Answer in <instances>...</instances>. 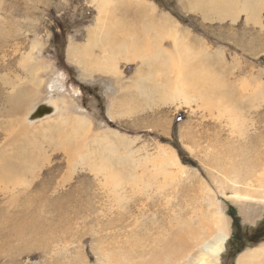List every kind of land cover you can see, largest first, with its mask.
<instances>
[{
  "label": "rangeland",
  "instance_id": "obj_1",
  "mask_svg": "<svg viewBox=\"0 0 264 264\" xmlns=\"http://www.w3.org/2000/svg\"><path fill=\"white\" fill-rule=\"evenodd\" d=\"M215 1L0 0V264H264V0ZM104 16L210 63L111 66Z\"/></svg>",
  "mask_w": 264,
  "mask_h": 264
},
{
  "label": "bare ground",
  "instance_id": "obj_2",
  "mask_svg": "<svg viewBox=\"0 0 264 264\" xmlns=\"http://www.w3.org/2000/svg\"><path fill=\"white\" fill-rule=\"evenodd\" d=\"M104 18L107 20L104 21L102 26L101 24L98 23L96 28L97 31L102 30L104 34L103 37H105L104 40L107 42V45H109V49L104 50L106 52V55L105 56L102 55V57L103 60H105V62H107L110 65L112 61L117 62L118 59H123L126 62H131L132 60L138 57H141L143 59L140 66H185L186 63V66L187 65L196 66L197 68H199L200 66H207V64L210 63L207 61L208 60L207 57H204V59L195 60V62H191L192 60H190V63L188 59H184L185 60L184 61L181 58H179L176 52L165 50L163 42H160L158 45H156L155 50H147L142 52L140 46L136 45V43L141 42L144 44V47L148 48V43L145 42L148 39L141 40L140 38H138L139 36L137 33L139 31H137L138 30L137 27L135 26L132 27L129 21L126 22L123 20L110 19L106 16H104ZM98 20H100V17ZM154 23L155 21L152 23V26ZM166 24L168 23H162V22L159 24L155 23L158 30L160 29L161 31L163 30L165 32L168 31L167 33L169 34L173 33L172 30H170ZM122 26H124L125 29ZM148 28L151 27L148 26ZM127 31L132 32L130 33V36H128L129 40H131L130 43L124 42L122 39L116 42L113 40L115 38L113 37L114 34H117L116 32L121 33ZM100 52L102 54L104 53L102 51ZM68 53L76 60L77 63L81 64V66L85 64V59H82V55H83L82 49L73 47L68 50ZM201 85L204 86L205 84H201ZM209 86H210V90H212L213 88L211 87V85ZM253 94H255V92ZM43 111L49 112V108L45 107L43 108ZM226 241H227L226 234L219 231L210 239L201 242L194 251L193 250L191 251L188 248H180L176 250H173L171 248H164L163 252L153 253L148 260L142 263L143 264H218L220 255L225 247ZM166 258L169 259L167 260Z\"/></svg>",
  "mask_w": 264,
  "mask_h": 264
}]
</instances>
